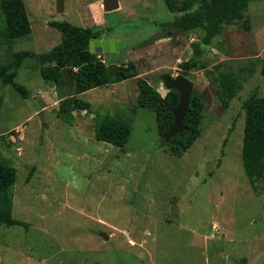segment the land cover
Here are the masks:
<instances>
[{"label": "rangeland", "instance_id": "1", "mask_svg": "<svg viewBox=\"0 0 264 264\" xmlns=\"http://www.w3.org/2000/svg\"><path fill=\"white\" fill-rule=\"evenodd\" d=\"M62 1L58 13L55 0H24L31 31L12 42L2 36L0 12V62L58 44L52 20L98 25L116 42L107 64L132 61L164 94L156 76L180 74L179 62L202 39L201 30L167 29L177 13L162 0H118L111 12L102 0ZM245 19L225 25L202 59L253 71L226 108L203 69L189 72L205 108L200 137L180 157L159 147L154 112L136 104L135 78L80 94L91 109L67 124L56 115L67 88L25 58L14 80L28 96L0 83V153L16 168L12 216L27 226L0 224V264H264V192L252 188L240 156L242 102L264 95V0H250ZM97 113L130 124L123 147L95 139Z\"/></svg>", "mask_w": 264, "mask_h": 264}, {"label": "trees", "instance_id": "2", "mask_svg": "<svg viewBox=\"0 0 264 264\" xmlns=\"http://www.w3.org/2000/svg\"><path fill=\"white\" fill-rule=\"evenodd\" d=\"M167 9L177 13L173 20L163 23L167 29L189 32L201 30V42L193 44V53L187 60L179 62L180 74L189 76L192 70L203 69L212 84L223 107L242 88V81L250 75L253 66L246 65L234 70L231 67L220 69L223 64L209 67L202 59L206 46L218 36L225 25L239 23L245 19L250 0H162ZM0 12L4 30L2 36L8 42L26 35L31 31V21L24 0H0ZM58 29L61 41L47 51L34 54L31 50H18L7 62H0V83L10 85L21 97L28 96L27 89L14 80L15 73L25 58H34L38 62L43 79L52 81L58 87H66L61 69L67 67L73 80V92L60 96L56 115L67 124H72L73 111H90L91 103L80 97L83 92L108 83H116L135 78L137 86L136 104L154 112L157 134L162 135L173 123V110L178 103V92L166 89L162 94L145 77L140 76L132 61L118 65L117 75L109 78L106 72L107 62L104 55L90 52V39L101 38V27H83L69 21L48 23ZM248 28V21H243ZM104 60V61H102ZM264 75V63L261 67ZM169 75V74H167ZM156 78L162 82L157 75ZM163 84V83H162ZM67 88V87H66ZM205 101L194 90L183 120L185 129L177 133L164 147L170 154L180 157L200 137L201 122ZM244 126L241 144V162L244 173L252 188L258 193L264 192V95L250 93L242 102ZM94 137L118 147H123L131 134L130 124L118 114H99L94 116ZM16 168L11 161L0 153V224L5 226L24 225L12 216L13 185ZM260 181L262 184H258Z\"/></svg>", "mask_w": 264, "mask_h": 264}, {"label": "water", "instance_id": "3", "mask_svg": "<svg viewBox=\"0 0 264 264\" xmlns=\"http://www.w3.org/2000/svg\"><path fill=\"white\" fill-rule=\"evenodd\" d=\"M102 7L105 12H111L119 8L118 0H102ZM55 8L58 13L63 12V1L55 0ZM90 52L106 55L109 52H114L116 49V42L113 36L101 37L90 39L88 42ZM106 72L109 78L117 75L118 65L116 63H108L106 65ZM61 73L64 77L66 87L68 92H73L74 80L67 67L61 69ZM162 80L163 86L166 89H175L178 92V103L176 108L173 110V123L167 129V131L159 139V147L165 146L177 133L185 129L183 125L184 117L187 113L188 106L191 100V95L193 94L194 83L191 79L182 74H177L175 76L167 75L161 73L158 75ZM75 114V111H73ZM104 239H108V235L105 233H100Z\"/></svg>", "mask_w": 264, "mask_h": 264}, {"label": "crops", "instance_id": "4", "mask_svg": "<svg viewBox=\"0 0 264 264\" xmlns=\"http://www.w3.org/2000/svg\"><path fill=\"white\" fill-rule=\"evenodd\" d=\"M105 57V56H104ZM130 80H133V78H129V79H126V80H123V81H120L122 83H126L127 81H130ZM112 85L115 84V83H111ZM128 84V83H126ZM135 96L137 95V92H134Z\"/></svg>", "mask_w": 264, "mask_h": 264}, {"label": "flooded vegetation", "instance_id": "5", "mask_svg": "<svg viewBox=\"0 0 264 264\" xmlns=\"http://www.w3.org/2000/svg\"><path fill=\"white\" fill-rule=\"evenodd\" d=\"M101 37H105V36H101Z\"/></svg>", "mask_w": 264, "mask_h": 264}, {"label": "built area", "instance_id": "6", "mask_svg": "<svg viewBox=\"0 0 264 264\" xmlns=\"http://www.w3.org/2000/svg\"><path fill=\"white\" fill-rule=\"evenodd\" d=\"M102 61H104V60H102Z\"/></svg>", "mask_w": 264, "mask_h": 264}]
</instances>
